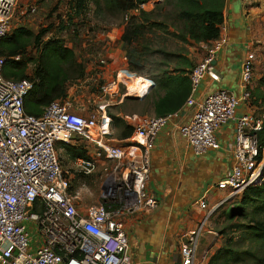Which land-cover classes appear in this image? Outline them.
<instances>
[{"label":"built area","instance_id":"2783aa9c","mask_svg":"<svg viewBox=\"0 0 264 264\" xmlns=\"http://www.w3.org/2000/svg\"><path fill=\"white\" fill-rule=\"evenodd\" d=\"M250 1L241 0L244 4ZM17 2L0 0V41L11 30ZM27 10L35 12L34 7ZM226 44L222 34L201 44L203 58L190 71L191 93L184 104L194 112L188 122L177 125V131L196 156H203L220 149L216 133L233 121V144L227 151L232 166L190 203L191 209L204 214L198 226L183 235L177 264H197L199 239L215 209L264 180V145L258 138L263 119L254 114L235 116L238 104L250 99L254 52L248 51L241 62L239 97L219 89L200 101L193 98L206 76L218 80L215 57ZM5 62L6 57H0V264H130L123 220L158 208L159 200L146 185L151 152L156 137L179 110L164 116L126 117L132 135L127 144L118 145L108 139L111 118L106 109L118 99L144 95L153 85L150 79L120 70L102 86L99 98L103 101L88 110V116L81 115L84 109L67 97L50 102L36 117L24 108L33 82L4 78ZM95 74L101 80L102 72ZM74 138L96 148L94 159L75 160L74 173L91 176L104 161L115 164L114 172L121 171L118 183L114 179L104 182L102 204L85 210H79L68 193L69 179L56 151L57 144H69ZM213 190L225 195L209 207L207 196Z\"/></svg>","mask_w":264,"mask_h":264},{"label":"crops","instance_id":"0c3cea01","mask_svg":"<svg viewBox=\"0 0 264 264\" xmlns=\"http://www.w3.org/2000/svg\"><path fill=\"white\" fill-rule=\"evenodd\" d=\"M17 3L20 4L19 12L22 16L26 13L33 15L27 8H35L34 13H37L36 17L39 19L37 26L39 28L35 26L37 30H33V33L46 30L40 38L38 48L49 40L60 39L64 41L63 44L66 48L73 49L76 57L85 63V72H102V79L106 82L112 80L118 71L126 70V50L121 41L125 23L111 26L107 32L97 34L89 43H83V46L95 47V53L88 55L86 52H76L77 42L67 38L69 35L65 26L68 24L63 20L64 15L61 16L62 12L68 11L67 5L66 7L64 5V0H18ZM124 17L126 19L127 15ZM44 23L48 24L43 29ZM15 28L29 30L30 25L23 22L16 25ZM220 29V34L227 37V44L219 50L215 57L214 71L218 80L212 81L206 76L193 94V98L196 101L202 100L208 95V90L211 87L225 89L235 95V82L238 83L240 95V66L246 53L251 51L255 54L250 86V94L251 92L252 94L248 102L238 104L235 116L255 114L263 119L264 106L261 98L264 91H262V87L258 89L257 80L263 76L260 72H262V59L264 62V0H251L247 4L242 3L241 0H225L223 23ZM197 48H201V45ZM89 56L93 58L97 56V60L90 62ZM101 60H103V64H100ZM32 67L33 65L30 68ZM233 72H236V77L231 76ZM145 74L151 73L146 72ZM165 74L171 76L175 73L165 72ZM152 83L153 85L144 92V95L118 99L112 106L107 107V114L109 115L108 111L111 113V109L115 107L111 114L128 125L126 119L128 116H155L154 101L164 95L165 89H159L155 87L153 81ZM125 103H128L129 106H125ZM142 103H145L147 111L139 110L140 105H143ZM184 104L180 107L177 117L158 134L151 152V172L146 185L148 192L155 195L159 200L158 208L152 212L126 217L123 220L131 250L130 264H177L178 245L182 242L183 235L195 229L204 214L203 211L191 209L190 203L202 195L206 186L225 176L231 169L232 159L227 151L233 144L234 122H228L216 133L218 141L227 133L226 144H220L219 150L208 152L205 158H195L190 153L187 144L185 146L180 145L176 132L177 125L188 122L194 112L193 107ZM80 114L88 116L89 113L88 110L84 109L80 111ZM109 131L108 139L111 142L118 145L128 143L130 138L120 139L118 137L117 129L112 125V120H110ZM56 151L58 159L60 155V158L66 160L65 164H61V168L66 172V177L70 183L72 176L69 174L68 168L73 169L76 159H94L96 148L81 138H75L66 146L65 144H57ZM99 165L100 162L97 167ZM224 195L225 193L222 191L213 190L207 196L208 206L213 207ZM77 208L85 210L87 207L85 209ZM208 228H210L209 220L205 224V230L199 239L197 264H206V255L214 245L212 242L215 241V236L211 235L217 233Z\"/></svg>","mask_w":264,"mask_h":264},{"label":"trees","instance_id":"16d2710c","mask_svg":"<svg viewBox=\"0 0 264 264\" xmlns=\"http://www.w3.org/2000/svg\"><path fill=\"white\" fill-rule=\"evenodd\" d=\"M87 1L68 0L69 14L65 15L64 22L70 24L80 17ZM150 1L93 0L96 8L106 14L128 15L121 41L126 57L132 45L136 61L128 59L126 69L151 79L155 87L165 89L164 95L154 101L155 116H164L178 111L189 97L193 62L188 48L208 44L220 37L225 0H158L152 8H147ZM45 32L41 30L35 34L25 28H14L0 41V57H6L2 75L14 81L25 78L33 82L24 99V108L27 114L36 117L50 102L65 100L69 83L85 75V63L76 57L73 49L64 46V41L49 40L38 48ZM17 56L19 60L11 59ZM146 72L151 74L146 75ZM165 72L175 74L167 76ZM257 84L258 89L262 87L264 91V76ZM261 101L264 106V93ZM108 113L118 137L130 138L132 127ZM258 138L264 145V118ZM223 206L219 215L225 224L217 231L223 239L222 245L206 264H264V180ZM229 233L238 236L233 239Z\"/></svg>","mask_w":264,"mask_h":264},{"label":"rangeland","instance_id":"374dc122","mask_svg":"<svg viewBox=\"0 0 264 264\" xmlns=\"http://www.w3.org/2000/svg\"><path fill=\"white\" fill-rule=\"evenodd\" d=\"M156 1H158V0H151L148 3V5H146V7L152 8V4ZM67 2H68L67 0H64L65 7L67 5ZM19 10H20V4L17 3L16 9L14 12V16H13V19L11 21V30L13 28H15L16 25H19L20 23H23V22L30 25V29L28 31L33 32V30H37V28H35V26L38 27L37 23L39 21V19L36 17L37 13H33V15H29L28 13H26L24 16H22L20 14ZM67 13H68V11H66V13L65 12L61 13V16L64 15L63 20H66L65 15ZM127 17H128V15H127ZM121 23L126 24L127 19H124V17L122 15H117V14L116 15H114V14L110 15L108 13L107 14L104 13L102 10L99 11L96 8L93 0H88L86 3V9H85L84 13L80 17L74 18L73 21L70 24H68V26H65V27H66V29L68 28L67 33L69 36L67 38L72 39L75 42H77V44L75 46V49L77 50L76 52H78V53L79 52L80 53L86 52V54L90 55V54L95 53V47H93L91 45L83 46L82 44L83 43H89L90 40L95 38L97 34H99L101 32H107L111 26L119 25ZM46 24H48V23H44L43 29L47 27ZM126 27H127V25L125 26V30H126ZM57 28H60V27L57 26ZM131 48H132V45L130 47H128L127 60L129 59V60L136 61V58L133 57V55H135V53L131 51ZM188 50H189L188 55L190 56V58L193 62V66H194L196 63L201 61V59L203 58L204 51L202 48H197V47L188 48ZM129 53L131 54V57H129ZM262 55H263V52H262ZM89 60H90V62H93L94 60H97V56H95L94 58L89 56ZM31 65L32 64H30V67H31ZM261 68H262V72H260V73L264 76L263 59H262ZM125 69H126V67H125ZM95 73L96 72H84L85 75L82 79L73 80L69 83L70 85L68 87L67 97H69L72 100V102L74 104H76L77 107H80V108L85 109V110H90V109L94 108V106H97L98 104L102 103L103 100H101L99 97L102 94V86L106 83V81H104L102 78L100 80L99 77ZM231 76L236 77V72H233L231 74ZM121 89L122 88H120V90ZM219 89H221V88L211 87L208 90V94H211L212 92L217 91ZM234 89L236 92L235 96L239 97V93H238L239 88H238L237 82L234 83ZM142 104L143 105H140L141 107L139 110L147 111L145 103H142ZM125 106H129V104L127 103ZM113 108L114 109H111V113L114 112V110H115V107H113ZM116 109H119V108H116ZM149 115H152V114H149ZM173 120H174V118L172 119V121ZM176 132H177L178 139L180 141V145L185 146L186 145L185 139L179 134L178 131H176ZM226 136H227V133L225 135H223V137L220 139V141H218L219 145L220 144L221 145L226 144ZM189 150H190V153L195 158L207 157V155L196 156L191 148H189ZM59 163H60V166H62L61 165L62 163L63 164L66 163V160L63 158H60V155H59ZM70 165H71V163H70ZM114 165L115 164L112 162L104 161V162L100 163L96 172H94L91 176H87L84 178H81L83 176H81L80 174L74 173L73 170H70L68 168V170L70 172L69 174L72 176V178L70 180L71 189L68 190V193L73 196L74 204L76 207H82L85 209L86 207H88L90 205H98L99 206L102 204L101 194H102V187H103L104 182L107 179H114L116 183H118L120 181L121 171L114 172ZM71 169H72V166H71ZM149 175H150V173H149ZM223 208H224V206L217 208V210L215 209V211L212 213V215L209 218L210 228H208V229H210L211 231L212 230L216 231L215 233H217V231L219 229H221L225 224V223H223L222 218H220V215H219L221 213V211L223 210ZM229 235H231V234L229 233ZM211 236H215L214 237L215 241L212 242L214 245H213V248L211 249V251L207 253L206 260H208L209 257L214 254L216 249L222 245L223 239H221V237L218 236V234L211 235ZM237 236H238V234H232L230 237L234 239V238H237ZM197 254H198V250H197ZM128 255L131 258L130 247L128 249Z\"/></svg>","mask_w":264,"mask_h":264},{"label":"water","instance_id":"95a60500","mask_svg":"<svg viewBox=\"0 0 264 264\" xmlns=\"http://www.w3.org/2000/svg\"><path fill=\"white\" fill-rule=\"evenodd\" d=\"M263 174H264V167H263Z\"/></svg>","mask_w":264,"mask_h":264}]
</instances>
